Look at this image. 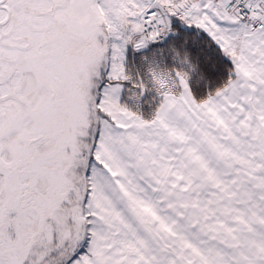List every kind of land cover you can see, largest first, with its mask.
<instances>
[{
	"label": "snow or ice",
	"instance_id": "obj_1",
	"mask_svg": "<svg viewBox=\"0 0 264 264\" xmlns=\"http://www.w3.org/2000/svg\"><path fill=\"white\" fill-rule=\"evenodd\" d=\"M0 264H264V0H0Z\"/></svg>",
	"mask_w": 264,
	"mask_h": 264
},
{
	"label": "trees",
	"instance_id": "obj_2",
	"mask_svg": "<svg viewBox=\"0 0 264 264\" xmlns=\"http://www.w3.org/2000/svg\"><path fill=\"white\" fill-rule=\"evenodd\" d=\"M209 54L213 56V59L217 62V67L215 71H212L210 68L206 67L210 78L215 81L217 84L220 80L226 75L225 65L230 64V61L219 52H214L212 49H209ZM202 91V89H200Z\"/></svg>",
	"mask_w": 264,
	"mask_h": 264
}]
</instances>
